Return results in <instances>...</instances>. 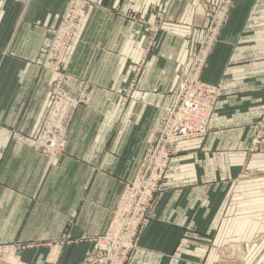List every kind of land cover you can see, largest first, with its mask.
<instances>
[{"label": "crops", "instance_id": "crops-1", "mask_svg": "<svg viewBox=\"0 0 264 264\" xmlns=\"http://www.w3.org/2000/svg\"><path fill=\"white\" fill-rule=\"evenodd\" d=\"M67 2L0 0V244L20 241L24 260L40 264H80L94 248L218 0H92L65 69L69 92L85 90V102L64 155L50 162L15 135L31 134L48 104L53 74L40 53ZM210 51L200 77L221 91L210 131L176 147L126 264H202L213 237L244 238V264H264V174L235 179L241 166L264 173V138L245 157L264 132V0H232Z\"/></svg>", "mask_w": 264, "mask_h": 264}, {"label": "built area", "instance_id": "built-area-1", "mask_svg": "<svg viewBox=\"0 0 264 264\" xmlns=\"http://www.w3.org/2000/svg\"><path fill=\"white\" fill-rule=\"evenodd\" d=\"M232 0H218L209 10V24L194 49L189 69L178 79L174 103L153 136L132 179L125 180L118 194L110 222L93 239L94 248L80 264H126L137 247L140 235L150 223L159 186L176 147L186 140H198L210 131L211 119L220 99V87L201 79L212 45L224 24ZM91 0H68L59 26L48 33L40 53V66L53 74L48 104L31 134L16 133L24 145L32 147L50 162L65 148L67 127L82 97L67 91L65 65L68 49L80 22L91 8ZM152 38L158 30L151 27ZM0 244V254L11 255ZM1 256V255H0Z\"/></svg>", "mask_w": 264, "mask_h": 264}, {"label": "rangeland", "instance_id": "rangeland-1", "mask_svg": "<svg viewBox=\"0 0 264 264\" xmlns=\"http://www.w3.org/2000/svg\"><path fill=\"white\" fill-rule=\"evenodd\" d=\"M93 5L94 4H93V2L91 0V6L93 7ZM89 10H90V8H89ZM229 11H230V8H229ZM229 11H228V13H229ZM228 13H227V15H228ZM227 15H226V17H227ZM152 39H153V37L152 38L150 37V40H152ZM66 63H67V61H66ZM65 69H66V65H65ZM65 73L67 75V82H68V74H67L66 70H65ZM66 85H67V83H66ZM133 85L134 84L132 82H130L129 89H131ZM67 91L69 92L68 85H67ZM69 94L75 99H76V97H80L81 96L82 100H83L81 103H79L78 107L76 108V110H75V112L73 114V116H74L76 114V111L78 110V108L85 102V90H81L79 93L76 94V96L72 95L70 92H69ZM49 95H50V93H49ZM126 95H128V93ZM48 98H49V96H48ZM72 119H71V121H72ZM70 122H69V125H70ZM69 125H68V127H69ZM255 126L259 127L258 123L255 124ZM68 127H67V130H68ZM67 135H68V131H67ZM263 136H264V132L261 130V127H259V129L255 133L254 137L251 139V141H250L251 143L249 144V146L247 148V152L245 154L246 158L250 159V156H252L253 154H255V153H257L259 151L260 143L262 142V139L264 138ZM66 142H67V137H66ZM64 146H65V148L62 150V152L60 154H58L56 156V159H59V158L62 157V155H64V153H65V151L67 149L66 144ZM45 159H48V158H45ZM138 168H139V166H138ZM262 172H264V171H262ZM263 174L264 173L260 174V173H258L256 171L248 170L245 167L241 166L239 172H237V176H235V179L236 180H238V179H242L243 180V179H247V178H258V177H260ZM257 204L260 205L261 203H257ZM53 218L54 217L51 216V215L47 216L46 223H48V228L54 225V219ZM257 220H260V219H257ZM53 234H54L53 230H49L48 231V236L49 235L52 236ZM260 236H261L260 234L259 235L257 234L256 235V237H257L256 240L259 239ZM215 241H216L215 237H213L210 240V244L208 246V249L210 250V255H209V258H207L208 261H206L205 263H202V264H244L243 260H244V256H245V246L248 244L247 240H245L244 238H241V242H231L230 238H229L227 240H223V242H224L223 244H221V243L214 244ZM251 242H253V241H251ZM2 245H8V247L10 248V251H11L10 252L11 255L10 256L9 255H5V254L2 255V253H1L0 254L1 255L0 256V264H40V263L36 262L35 260H34L33 263L24 260V258H23L24 250L22 248L23 244L20 243V241L19 242L15 241V243L14 242H7V243H4ZM53 247L54 246H52V245L50 246V244H49L48 251H50V250L53 251ZM26 250H28V249H26ZM30 250H32V252H34L35 248L34 249H30ZM30 258H31V256H30ZM83 262H84V260H83ZM53 263L51 262L50 264H53ZM80 263H82V262H80Z\"/></svg>", "mask_w": 264, "mask_h": 264}]
</instances>
